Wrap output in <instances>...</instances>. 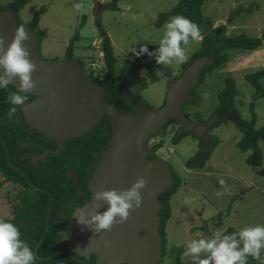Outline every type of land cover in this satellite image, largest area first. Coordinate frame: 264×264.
Listing matches in <instances>:
<instances>
[{
    "label": "rangeland",
    "instance_id": "obj_1",
    "mask_svg": "<svg viewBox=\"0 0 264 264\" xmlns=\"http://www.w3.org/2000/svg\"><path fill=\"white\" fill-rule=\"evenodd\" d=\"M11 2L13 0H0V10ZM79 2L81 0H31L21 9L17 19L24 26L37 12L44 10L34 31L40 38L41 59L49 62L64 60L72 46L74 60L83 64L80 66L85 74H90L92 81L101 80L106 74L102 38L107 35L112 41L115 57L116 86L151 109L163 107L169 81H151L146 67L155 57L137 56L136 53L144 45L150 52H155L151 47L159 45L165 31V24L158 27L156 22L162 13L172 10L178 0H83L85 9L78 12L73 5ZM240 7L250 11L242 12L229 23L232 13ZM202 10L215 26L227 25L229 36L244 33L261 37L264 34V0H207ZM201 40L202 37L199 40L190 38L187 46L182 45L187 62L200 49ZM227 53L228 63L206 75L196 89L195 99L199 102L185 103L184 112L192 120L211 119L219 105L218 95L225 88V79L230 76L240 91L236 99L240 120L252 118L251 104L254 102L257 125L264 126V98L255 100V91L245 79L247 74L264 69V46L254 51L234 49ZM184 64L177 65L173 61L163 66L180 78ZM166 127L154 136L156 144H150V147L155 148V157L171 169L181 180V185L170 200L172 216L165 229L166 256L160 264H195L191 256L182 259L189 241L209 238L214 232L222 235L229 228L238 232L246 226L264 224V160L259 167L247 164L248 153L237 147L243 132L237 123L226 121L210 130V136L217 138L219 144L211 152L205 168L188 169L186 162L199 151L200 139L189 134L174 142L179 126ZM260 146L264 154V143ZM220 178L226 181V187L219 184ZM7 193V189H0L1 201ZM11 193L19 197L15 190ZM28 193L30 191L21 195ZM9 211L7 204L0 208L4 217ZM222 214L224 218H216ZM205 255L202 253L201 258ZM261 259H264V250Z\"/></svg>",
    "mask_w": 264,
    "mask_h": 264
},
{
    "label": "water",
    "instance_id": "obj_2",
    "mask_svg": "<svg viewBox=\"0 0 264 264\" xmlns=\"http://www.w3.org/2000/svg\"><path fill=\"white\" fill-rule=\"evenodd\" d=\"M18 26L19 21L11 10H0V36L5 37L6 44L11 42ZM25 29L30 39L24 43L31 60L37 65L32 76L38 82L35 91L28 93L38 98L22 105L28 120L43 133L62 139L63 143L67 138L87 135L105 115L110 117L112 132L109 146L90 179V200L81 208L91 210L93 194L97 190L130 189L141 176L148 182L141 190L142 206L110 232L96 234L78 224L75 212L68 225L70 235L64 233L63 241L67 242V248L81 258L96 256L97 264H160L163 247L159 197L170 190L174 179L171 169L162 160L153 158L155 152L148 147L149 140L167 125L175 123L179 126L178 135L191 132L203 138V153H206L213 143L210 130L218 123L231 121L241 124L234 110L219 112L207 121L192 120L184 112V104L196 98L190 95L191 90L199 84L203 70L212 64V59L197 60L178 79L172 72H164L169 89L163 107L151 109L141 100L124 95L123 100L131 104L133 111L122 113L106 102L104 89L92 81L74 59L42 60L36 33L31 28ZM11 85L17 89L18 78ZM46 156L44 154L42 158ZM107 207L101 202L98 211L102 213ZM51 211L52 203L48 209L46 231L34 251L37 258V251L50 229ZM105 240L110 242L107 246Z\"/></svg>",
    "mask_w": 264,
    "mask_h": 264
},
{
    "label": "trees",
    "instance_id": "obj_3",
    "mask_svg": "<svg viewBox=\"0 0 264 264\" xmlns=\"http://www.w3.org/2000/svg\"><path fill=\"white\" fill-rule=\"evenodd\" d=\"M30 1L31 0H13V2L9 3L3 11L11 10L18 18L21 9L24 8ZM206 1L207 0H178L177 5L169 12L162 13L159 17V20L156 22V26L162 27L170 18L177 15H183L189 18L194 23H196L200 28L201 37H202V40L200 42L201 47L191 56L190 60L184 64L183 70L185 71L190 65H192L194 62L202 58L212 59V64L208 65L203 70L199 84L190 92L191 96L197 95L196 89L202 82H204L206 75L212 74L217 68L225 66L228 63L229 61V56L227 53L228 51L234 49L254 51L264 46V34L261 37H251L244 33L229 36L227 35L228 32L227 25L221 24L219 26H215L212 20L204 16L202 9ZM247 11L250 10H247L243 7L236 9L230 16L229 23H232V21L237 15H240L242 12H247ZM43 13L44 10H40L39 12H37L34 15L32 21L24 27L31 28L33 31H36L40 22V17ZM19 25H21L20 21H19ZM101 47L104 55L106 74L103 79L97 81L93 80V81L104 89L105 100L107 103L114 105L122 113L129 112L130 110H132V106L129 102L123 100L122 97L124 95L127 96H131V95L126 94L124 90L116 86L115 80L117 75L115 74V57L113 53L112 41L109 36L105 35L102 38ZM158 47L159 45L153 46L151 47V49L156 50ZM67 58L69 59L74 58L72 46L68 48ZM78 63L81 64V66L83 65L80 62ZM156 70H159L161 72L163 71L168 72L167 68L163 65L157 64L156 60L149 62L146 67V74L151 79V81L158 82L162 79L168 80V77L165 75L157 76L155 74ZM172 73L175 75L176 79L179 78L175 72ZM91 77L94 78L92 74ZM245 79L248 83L251 84V86L255 91L253 98L255 100L264 98V84L262 83V80L264 79V69H260L257 72L247 74ZM11 90L16 91L12 86H10L9 90L4 91V93L6 94V98L4 101L6 120H8L7 118L8 111L11 109V107L14 106V105H10V103L7 100L8 93ZM239 95H240V91L237 88L235 79L230 76L226 77L225 88L218 95L219 105L215 113L210 118H212L219 112L229 113L231 110H234L238 114V110L236 108V99ZM198 102L199 99H195L189 101L188 103L196 104ZM253 107H254V102L253 104H251V108L253 111L252 118L250 120H241V124H237L243 132V137L238 142L237 147L242 152L248 153L246 162L249 166L259 167L262 166L264 160L263 149L260 146L261 143H264V126L258 127L257 115L254 113ZM222 122H226V121H221L217 125L221 124ZM169 125H177V124L172 123ZM111 132L112 130L110 124V117L108 115H105L100 121V123L97 126H95L91 130V132L87 134L85 137H83V139L81 140V144L80 147L77 149V152L80 155L83 154L84 156L82 162L83 168L81 170V176H82V180L83 179L86 180L84 184V188L87 192V195L76 206L79 207L83 206L90 199V195L88 193L89 191L87 188L88 185L87 180L91 178L93 174L90 168L91 166H94L95 163L102 157L101 150L106 148L105 144L110 140ZM189 134L200 139V149L195 154V156H193L186 162V167L191 170L204 169L208 160L211 158V154H212L211 152L213 151L214 148L218 146L219 140L217 138H213V144L206 153H203V149L205 145L204 139L194 135L191 132H184L179 135L176 134L173 141L178 142L185 135H189ZM57 156L58 155H54L53 159L55 160ZM78 162H81V158ZM53 166H54L53 167L54 173L52 175H49V170L44 171L43 174H39L37 172L34 175H31L28 173L33 184H35L38 187L45 188L48 191L52 192L56 198V201L52 209L50 232L48 233L45 240L38 249L37 254L39 258L36 257L35 264H64L66 262H75L70 258H68L67 256L61 254L55 255L54 257L50 258V256H52L55 252H57V250L63 248V244H61L57 248L52 245L57 243V241L61 238V235L59 234V232H57V230L62 227L59 218V209H60L59 204L62 203V205H65L67 203V198L69 197L68 194L64 197L59 196L60 194L57 187L64 186L66 177L64 175L63 169L59 167V164L56 165L54 164ZM6 177L8 178V180L14 183L20 182L24 186V188L18 189L19 191H23L24 189L30 188L27 181L22 177V175L12 169L6 171ZM173 179H174V185L170 188V190L163 193L159 197V202L162 205V210L160 211L159 216L161 218L160 234H161V242L163 247V257L166 256V244H167L165 237V229L168 221L172 216V208L170 206V200L181 185V180L175 174H173ZM10 189L11 188L7 189L8 194H5L4 198H2V201L0 197V202H2L1 203L2 205L0 204V208L4 204H7L8 201H12L11 198H14L13 195L11 196L9 194V191H12ZM69 191L77 192L76 189H72L70 187H69ZM35 193L36 195L34 194L33 196L22 195V197H20V199L22 200H24L27 197L28 198L32 197L30 199L36 198L37 201L34 202L32 207H28V208L23 207V210L20 212L17 218L10 220L8 217L2 216L0 213V217L4 218L8 222L15 224L20 229L21 232L20 238L29 244L33 252L38 242L41 240L42 236L44 235L46 222H47V212L50 204L49 195L37 191ZM224 217L225 216L222 214L217 216L216 218L222 219ZM233 232H237V231L234 228H229L222 235L231 234ZM93 260H94V256L92 257V259H89L90 262H93ZM247 264H261V261L256 260L253 257L249 256L247 258Z\"/></svg>",
    "mask_w": 264,
    "mask_h": 264
},
{
    "label": "clouds",
    "instance_id": "obj_4",
    "mask_svg": "<svg viewBox=\"0 0 264 264\" xmlns=\"http://www.w3.org/2000/svg\"><path fill=\"white\" fill-rule=\"evenodd\" d=\"M73 7L79 12L85 9V4L81 0ZM164 29V35L155 52H150L144 45L136 53L137 56L147 54L150 58L155 57L156 63L161 65H169L173 61L177 65L186 63L188 57L182 44L187 46L190 38L201 39L199 26L189 18L177 15L165 23ZM29 39V33L22 24L17 27L10 43L6 44L5 37L0 36V88H7L17 78L19 80L17 91H10L7 97L8 102L14 105L10 109L11 114L16 113L15 106L24 105L28 93L38 87V82L32 76L37 70V65L31 60L30 52L24 43ZM155 74L164 75L159 70H156ZM152 148L155 152V148ZM147 183L141 176L130 189L97 190L93 194L94 202L90 211L84 208L76 210L77 223L96 234L102 231L110 232L115 225L125 223L131 213L142 206L141 190L146 188ZM219 184L226 187V181L222 178L219 179ZM101 202L108 205L107 210L102 213L98 211ZM20 237V229L0 217V264H35V253ZM104 243L107 246L110 242L105 240ZM262 250L264 224H258L246 226L231 234L221 235L214 232L209 238L193 239L187 243L182 259L191 256L195 264H247V258L251 256L264 264V259H261ZM202 253L206 254L204 258H201Z\"/></svg>",
    "mask_w": 264,
    "mask_h": 264
},
{
    "label": "flooded vegetation",
    "instance_id": "obj_5",
    "mask_svg": "<svg viewBox=\"0 0 264 264\" xmlns=\"http://www.w3.org/2000/svg\"><path fill=\"white\" fill-rule=\"evenodd\" d=\"M88 77L90 78V74ZM10 86L12 85L9 84L7 88H0V185H1L0 188H5V189L11 188L10 190L12 191L15 190L16 195H19V197L16 196L17 198L16 197L11 198L12 201L7 202V206L10 208L9 211L10 213L7 217L10 220L17 218L20 212L23 210V207H27V208L32 207L34 202L37 201L36 198L30 199L32 197L29 198L27 197L24 200L20 199V197H22L21 194L27 191H30V193L23 194L24 196L27 195L33 196L34 194L36 195L35 193L36 191L49 195L50 204L52 203V209H53L54 203L56 201L54 194L45 188H41L33 184L28 173L31 175H34L37 172L39 174H43L44 171L49 170V175H52L54 173L53 165L59 164V167L63 169L64 175L66 177L64 186L57 187L60 194L59 196L64 197L68 194L69 197L67 198V203L65 205H62V203L59 204L60 207L59 218L62 227L59 228L57 232H59L61 238L57 241V243L52 245L57 248L61 244H63V248L57 250V252H55L53 255L54 256L58 254L65 255L71 260L75 261V262H66L64 264H77V263L97 264L96 256L91 255L89 258H81L80 256H77L72 251H70L67 248V242L63 241L65 239L64 233H66L67 236L70 235V230L68 228V225L74 213L76 212L77 209H80L82 207L76 205L80 201H82L87 195V192L84 188V184L86 180L84 179L82 180V176H81V170L83 168L82 162L84 156L83 154L80 155L77 152V149L80 147L81 140L86 135L79 138H67L63 140L62 143L61 142L62 139L49 136L43 133L42 131H40L37 127H35L31 123V121H29L28 118L25 116L22 105L15 106L17 107V111L14 114H11L9 110L7 115L8 120H6L5 103H4L6 94L4 93V91L9 90ZM12 87L17 91V89L14 86ZM37 98L38 97L35 95L28 94V99L24 102V104L27 102H32ZM130 111H133V109ZM110 139H111V134H110ZM109 142L110 140L105 144L106 148L101 150L102 156H103V152L108 148ZM44 154H47L46 158H42ZM54 155H58L55 160L53 159ZM80 158H81V162H78ZM153 158H155V156ZM98 161L95 163L94 166H91L90 170L92 171V173H94ZM10 169L20 173L22 177L27 181L30 188L24 189L23 191H19L18 189L24 188V186L20 182L14 183L8 180V178L6 177V171ZM91 178L87 180L88 181L87 188L90 197H91V193L89 190V182ZM34 187H36L37 189H35ZM69 187L72 189H76L77 192L69 191ZM10 195L12 196V193ZM51 215H52V211H51ZM47 219H48V212H47ZM46 227H47V222H46ZM50 228H51V218H50ZM49 232L50 229L48 233ZM52 256H50V258H52ZM93 256H94V260L93 262H90L89 259H92Z\"/></svg>",
    "mask_w": 264,
    "mask_h": 264
},
{
    "label": "built area",
    "instance_id": "obj_6",
    "mask_svg": "<svg viewBox=\"0 0 264 264\" xmlns=\"http://www.w3.org/2000/svg\"><path fill=\"white\" fill-rule=\"evenodd\" d=\"M150 144H152V145L156 144V142H155V138H154V137H152V138L149 140V144H148V147H149V148H152V146L150 147Z\"/></svg>",
    "mask_w": 264,
    "mask_h": 264
}]
</instances>
